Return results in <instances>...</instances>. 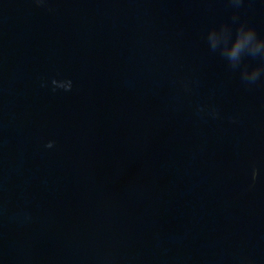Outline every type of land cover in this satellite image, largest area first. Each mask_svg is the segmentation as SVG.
<instances>
[{"label": "water", "instance_id": "1", "mask_svg": "<svg viewBox=\"0 0 264 264\" xmlns=\"http://www.w3.org/2000/svg\"><path fill=\"white\" fill-rule=\"evenodd\" d=\"M241 26L264 0H0V264H264Z\"/></svg>", "mask_w": 264, "mask_h": 264}, {"label": "clouds", "instance_id": "2", "mask_svg": "<svg viewBox=\"0 0 264 264\" xmlns=\"http://www.w3.org/2000/svg\"><path fill=\"white\" fill-rule=\"evenodd\" d=\"M212 35L213 36L216 35L215 30L212 31ZM237 37L238 39L236 40L235 44L231 45V47H228V40L230 37L226 30H222L220 32V39L218 41L214 40L212 43V47L215 48L223 40L224 45H225L223 54L233 63V66L239 63L241 54L245 49L251 48L253 51H259L261 47H264V45L255 44L256 33L254 29H248L247 32L245 33V29L243 28V26H241ZM260 72H261V69L259 68L255 69L251 73H248L247 71H245L244 73L245 79L250 80V81H255L259 77ZM53 83L55 84L57 82L53 81ZM66 88L70 90L71 88L70 82H69L68 87ZM52 146L53 144L50 142L48 144V147L51 148ZM258 175H259L258 170L253 169V172H252L253 181L257 179Z\"/></svg>", "mask_w": 264, "mask_h": 264}]
</instances>
